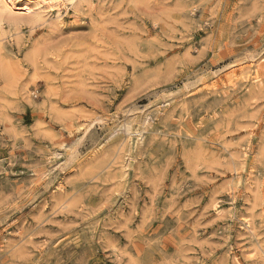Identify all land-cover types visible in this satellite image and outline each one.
Returning <instances> with one entry per match:
<instances>
[{
  "label": "rangeland",
  "instance_id": "obj_1",
  "mask_svg": "<svg viewBox=\"0 0 264 264\" xmlns=\"http://www.w3.org/2000/svg\"><path fill=\"white\" fill-rule=\"evenodd\" d=\"M33 10H0V264H264V0Z\"/></svg>",
  "mask_w": 264,
  "mask_h": 264
},
{
  "label": "bare ground",
  "instance_id": "obj_2",
  "mask_svg": "<svg viewBox=\"0 0 264 264\" xmlns=\"http://www.w3.org/2000/svg\"><path fill=\"white\" fill-rule=\"evenodd\" d=\"M67 2L68 0H0V10L12 11L17 6H29L42 17L43 14L46 15V11L60 13L62 9L67 8Z\"/></svg>",
  "mask_w": 264,
  "mask_h": 264
}]
</instances>
